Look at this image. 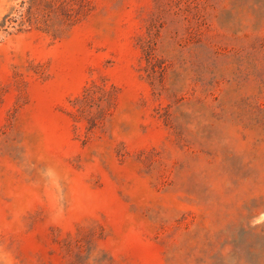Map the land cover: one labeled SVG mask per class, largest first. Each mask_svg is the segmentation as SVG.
<instances>
[{
    "label": "rangeland",
    "instance_id": "obj_1",
    "mask_svg": "<svg viewBox=\"0 0 264 264\" xmlns=\"http://www.w3.org/2000/svg\"><path fill=\"white\" fill-rule=\"evenodd\" d=\"M0 264H264V0H0Z\"/></svg>",
    "mask_w": 264,
    "mask_h": 264
}]
</instances>
